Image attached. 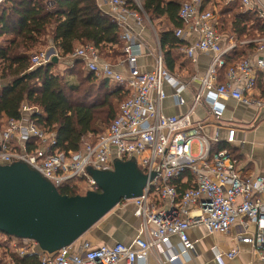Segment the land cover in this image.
I'll list each match as a JSON object with an SVG mask.
<instances>
[{"label": "built area", "instance_id": "1", "mask_svg": "<svg viewBox=\"0 0 264 264\" xmlns=\"http://www.w3.org/2000/svg\"><path fill=\"white\" fill-rule=\"evenodd\" d=\"M104 1L106 13L119 28L122 54L111 62L101 58L94 45L82 43L70 56L80 59L86 72L128 90L116 116L103 132L88 134L76 151L61 150L55 133L39 128L33 120H9L0 136V162L24 161L56 189L73 181L79 186L84 183L82 187L88 191L97 190L88 168L111 170L114 160H133L147 180L140 196L121 202H132L139 227L127 244L95 246L84 240L76 249L72 243L54 254L37 253L35 241L0 232V251L20 257L37 253L40 264H163V258L173 260L178 253L194 252L189 230L228 234L236 226L232 237L235 248L227 257H233L237 244L243 243L264 263V175L242 171L229 149L235 138L234 126L193 118L199 107L220 118V102L227 98L257 110L264 108V36L225 40L214 11L202 9V0H183L178 17L185 26L176 28L174 35L183 39L185 29L197 35L195 42L180 50L191 65L196 63L197 52L211 54L207 69L200 76L168 71L156 33L153 64L144 69L138 64L140 43L130 25V21L143 25L147 20L142 0ZM240 4L264 23V0H240ZM246 44H255L254 49L228 63L225 56ZM30 60L31 66H37L50 58L40 51ZM169 96L186 109L166 114L163 103ZM31 109L22 108L23 112ZM207 127H213L211 135L206 133ZM220 129L226 131L225 140L218 135ZM220 143L227 147L219 148ZM172 237L177 239V249ZM0 264L14 263L0 256Z\"/></svg>", "mask_w": 264, "mask_h": 264}, {"label": "trees", "instance_id": "2", "mask_svg": "<svg viewBox=\"0 0 264 264\" xmlns=\"http://www.w3.org/2000/svg\"><path fill=\"white\" fill-rule=\"evenodd\" d=\"M182 1L142 0L141 3L150 22L164 20L169 24V27L157 33V37L164 66L171 72L184 64L187 68L191 65L180 50L184 42L174 35L176 28L185 26L178 17ZM222 1L202 0L201 7L214 11L218 30L225 40L233 37L239 41L264 36V23L255 12L242 10L239 0L223 3L216 10ZM17 4L24 6L25 16L17 18L18 25L12 27L4 17V11L11 12L12 6ZM47 37L52 39L53 46L63 57L71 55L78 44L90 43L101 58L111 62L122 54L123 41L116 23L100 9L96 0L0 2V136L9 120H19L25 116L39 128L54 132L56 145L61 150L76 151L88 134L94 136L109 126L128 90L108 79L82 72L83 63L76 58L72 59L73 66L71 64L65 68V74L75 77L73 81L65 79L64 73L54 70L56 64L50 61L31 66L33 49L44 45ZM254 46L246 44L235 47L225 56L227 62L244 57ZM76 67L80 69L75 71ZM262 77L263 72L258 75L260 80ZM23 106L32 109L23 112ZM225 146L220 143L218 147ZM229 149L238 160L232 146ZM58 191L67 196L86 193L73 181L64 184ZM10 254L14 264H40L37 253H27L21 257L14 252Z\"/></svg>", "mask_w": 264, "mask_h": 264}, {"label": "crops", "instance_id": "3", "mask_svg": "<svg viewBox=\"0 0 264 264\" xmlns=\"http://www.w3.org/2000/svg\"><path fill=\"white\" fill-rule=\"evenodd\" d=\"M96 1L100 9L107 12L108 6L104 0ZM228 1L232 0H223L222 2L226 4ZM22 16H25V8L22 4L12 6V10L9 13L4 11V17L12 27L18 25L17 18ZM158 21L165 23V25L167 24L164 20ZM130 25L137 41L140 43V52L142 54L138 58V64L144 69H150L156 48L155 35H153L154 31L151 28L152 24H149L152 30L149 36L145 24L136 25L130 21ZM196 39L197 35L194 32L185 29L184 37L181 40L186 46L195 42ZM210 58L211 54L197 52L196 63L190 65L189 71H180L178 69L176 72L182 76H190L194 73L200 76L207 69ZM118 68L123 70L122 66ZM193 85L195 86L196 84L194 83ZM220 103L223 106L220 118L216 119L206 114L201 107L197 109L193 118L207 121L217 120L221 125L234 126L236 132L231 146L238 157V163L242 171L252 176L264 175V108L257 110L254 106L245 105L233 98L222 99ZM185 109L186 106H179L173 96H169L163 103V111L166 114H178ZM205 131L211 135L214 130L213 127H207ZM218 135L221 140H225L226 131L220 129ZM133 211L132 202H120L73 243L74 249L84 240L91 242L95 246L112 245L116 242L129 243L135 236L140 224V219L134 215ZM250 229H253V226H250ZM236 231V226L232 227L228 234L208 233L203 228H193L188 231V237L194 243V252L178 253L173 260L163 258V264H264L254 255L251 246L243 243L237 244L238 252L233 257H227V252L235 248L232 237ZM171 242L177 249V239L172 237ZM217 255H220V260L217 259ZM118 264L125 263L121 261Z\"/></svg>", "mask_w": 264, "mask_h": 264}, {"label": "water", "instance_id": "4", "mask_svg": "<svg viewBox=\"0 0 264 264\" xmlns=\"http://www.w3.org/2000/svg\"><path fill=\"white\" fill-rule=\"evenodd\" d=\"M49 61L56 64L58 57ZM87 172L97 190L67 196L26 162H0V232L33 240L37 253L52 254L81 238L122 200L140 196L147 180L133 160Z\"/></svg>", "mask_w": 264, "mask_h": 264}, {"label": "rangeland", "instance_id": "5", "mask_svg": "<svg viewBox=\"0 0 264 264\" xmlns=\"http://www.w3.org/2000/svg\"><path fill=\"white\" fill-rule=\"evenodd\" d=\"M224 2H222L220 5H218L217 7H216V10H219L221 7V5L223 4ZM159 22L160 21H158V20H155V21H152V22H150V20H149V18L147 17V20H145V25H146V28H147V30H148V36L150 35V31H152L151 30V28L153 29V35H155V33L157 34V33H159L160 32V30H162V29H165V28H167V27H169V24L167 23L166 25H165V23H163V22H161V24L159 25ZM166 22V21H165ZM149 24H152V27L149 25ZM151 27V28H150ZM158 35V34H157ZM243 39V38H242ZM1 40V39H0ZM156 41V40H155ZM40 51H44V52H46V55L47 56H49V58L52 56V55H56L57 57H58V62L56 63V66H55V68H54V70H58L59 72H62V73H64L65 74V68L67 67V66H71V64H72V66H73V63H72V59H73V57H71L70 55L69 56H65V57H63V56H61L59 53H58V51H57V49L53 46V43H52V39L50 38V37H47V38H45V44L44 45H39V46H36V48L35 49H33V51H32V55H34L35 53H38V52H40ZM53 51V52H52ZM52 52V53H51ZM178 52H180V50H178ZM177 52V53H178ZM31 55V56H32ZM116 59H117V57H116ZM115 59V60H116ZM78 69H80V67H76V70L75 71H77ZM189 67L187 68V65L186 64H184L183 66H181L180 68H179V70L180 71H182V70H184V71H189ZM82 72H85V69L83 70L82 69ZM65 79H67V80H70V81H73V80H75V77L73 76V75H68L67 73L65 74ZM28 167V166H27ZM29 168V167H28ZM29 170H30V168H29ZM81 185V187L82 186H85V184L84 183H80ZM83 188V187H82ZM11 254L9 253L8 254V256H7V254H4V251H3V249L0 251V256L3 258V259H10V260H12V258H11V256H10Z\"/></svg>", "mask_w": 264, "mask_h": 264}]
</instances>
